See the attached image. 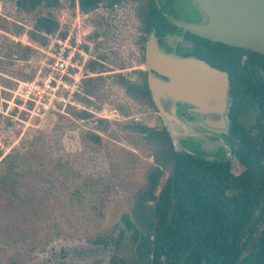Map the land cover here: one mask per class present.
<instances>
[{"label": "rangeland", "instance_id": "374dc122", "mask_svg": "<svg viewBox=\"0 0 264 264\" xmlns=\"http://www.w3.org/2000/svg\"><path fill=\"white\" fill-rule=\"evenodd\" d=\"M55 14L62 30L82 25L87 46L96 50L101 42L100 51L119 69L101 73L106 84L91 105L78 102L71 110H88L93 117L31 114L22 107L25 85L20 82L40 67L44 46L29 36L39 12L28 14L14 0H0V178L9 168L7 155L18 163L19 176L15 200L0 191V264H110L114 254H129L132 243L124 217L132 214L134 196L156 165L153 148L129 126L136 121L160 127L159 111L133 100L109 76L121 72L135 78L136 71L147 70L135 4L126 2L111 11L101 6L80 15L78 7L64 5ZM97 29L102 37L95 42L89 37ZM166 41L174 48L181 37L170 35ZM18 42L33 45L37 53L19 59L15 51L24 50ZM179 112L185 127L167 126L177 150H201L211 160L227 156L236 174L243 170L224 133L202 126L188 106ZM254 117L247 113L242 120L250 126ZM89 132L102 142L96 143ZM258 223L264 226V215Z\"/></svg>", "mask_w": 264, "mask_h": 264}, {"label": "trees", "instance_id": "16d2710c", "mask_svg": "<svg viewBox=\"0 0 264 264\" xmlns=\"http://www.w3.org/2000/svg\"><path fill=\"white\" fill-rule=\"evenodd\" d=\"M14 1L22 12H39L29 36L41 46L48 44L49 34L61 29L55 11L64 5L73 10L79 7L82 13L89 14L101 6L111 11L131 2L140 24L138 38L145 60L148 39L155 35L166 52L202 58L230 75V126L223 136L243 170L236 174L234 163L227 156L211 160L201 150H177L163 122L160 127L133 122L129 127L153 148L156 165L147 174L146 186L134 196L132 214L124 217L132 251L114 254L110 264H264V226L258 223L264 215V55L184 33L167 16L164 0ZM61 33L65 36V32ZM170 35H181L183 39L173 48L166 41ZM101 37L97 29L89 39L98 42ZM17 45L24 50L15 51L19 59L28 60L37 53L33 45ZM101 46V42L96 50L87 46L93 54L89 71L96 75L84 80L77 94L79 103L91 105L106 84L107 77L101 73L119 69L108 53L100 51ZM39 68L36 75L20 82L22 86L37 78ZM109 76L133 100L159 111L148 86L147 70L136 71L135 78L121 72ZM72 109L75 110L62 105L54 113L69 112L79 119L93 117L88 110L71 112ZM252 112L254 122L247 126L242 118ZM88 136L96 143L102 142L96 133L89 132ZM4 162H9V168L0 178V191L3 196L12 194L15 200L18 163L9 155Z\"/></svg>", "mask_w": 264, "mask_h": 264}, {"label": "water", "instance_id": "95a60500", "mask_svg": "<svg viewBox=\"0 0 264 264\" xmlns=\"http://www.w3.org/2000/svg\"><path fill=\"white\" fill-rule=\"evenodd\" d=\"M194 1L205 20L173 21L184 33L264 55V0ZM146 67L152 99L166 126L185 127L178 111V105H185L208 130L228 132L232 96L227 71L202 58L166 52L155 35L146 45Z\"/></svg>", "mask_w": 264, "mask_h": 264}, {"label": "built area", "instance_id": "2783aa9c", "mask_svg": "<svg viewBox=\"0 0 264 264\" xmlns=\"http://www.w3.org/2000/svg\"><path fill=\"white\" fill-rule=\"evenodd\" d=\"M81 13L78 7V15ZM62 29L48 35V44L40 50L38 76L24 87L22 107L27 106L37 116L55 112L62 105L79 107L77 94L84 80L96 75L89 71L92 53L87 48V34L81 32L82 25Z\"/></svg>", "mask_w": 264, "mask_h": 264}, {"label": "flooded vegetation", "instance_id": "af4514ba", "mask_svg": "<svg viewBox=\"0 0 264 264\" xmlns=\"http://www.w3.org/2000/svg\"><path fill=\"white\" fill-rule=\"evenodd\" d=\"M164 2L165 5H168V10L166 13H168L167 16L172 22L181 21L188 23H199L205 20V15L196 6L194 0H172L171 4L168 3V0H164ZM179 36L181 37L182 40L183 37L181 35ZM178 106H179L178 111H180V108L185 105H178ZM188 109H190V107H188ZM257 214H259V212ZM254 243H255V239L251 241L250 245L253 246Z\"/></svg>", "mask_w": 264, "mask_h": 264}]
</instances>
